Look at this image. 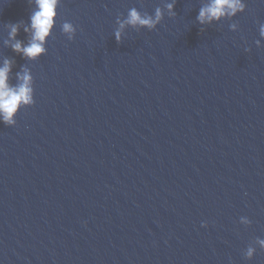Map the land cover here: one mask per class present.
I'll return each instance as SVG.
<instances>
[{
  "label": "water",
  "instance_id": "obj_1",
  "mask_svg": "<svg viewBox=\"0 0 264 264\" xmlns=\"http://www.w3.org/2000/svg\"><path fill=\"white\" fill-rule=\"evenodd\" d=\"M240 2L59 0L31 60L34 0H0V66L33 78L0 122V264H264V0Z\"/></svg>",
  "mask_w": 264,
  "mask_h": 264
},
{
  "label": "clouds",
  "instance_id": "obj_2",
  "mask_svg": "<svg viewBox=\"0 0 264 264\" xmlns=\"http://www.w3.org/2000/svg\"><path fill=\"white\" fill-rule=\"evenodd\" d=\"M34 2L37 10L30 17V28H25L26 32L31 33L29 43L23 45L21 41L16 40L11 45L16 53H20L31 60H36L46 52L44 45L54 28L59 0H34ZM167 8L171 11L174 8V4L169 3ZM242 9L243 5L240 0H210L207 6L200 9L197 20L200 24L210 23L225 15H234L238 10ZM161 18L162 12L159 8L156 9L155 19L150 16L142 17L133 9L124 24L147 26L152 29L155 28ZM124 24H121V28L124 27ZM63 31L65 33H73L75 29L72 24L66 22L63 24ZM17 33L18 26L12 24L9 38L15 40ZM261 36H264V27H261ZM115 39L120 42L121 34L119 31L115 33ZM11 64L10 60L5 59L3 65L0 66V122L5 125L15 124L14 116L21 105L33 103V78L30 71L25 68L22 73H18L17 77L20 82L16 86H12L9 83ZM201 226L207 227V222H203ZM261 243L264 244V241H261ZM249 255H251V250H249Z\"/></svg>",
  "mask_w": 264,
  "mask_h": 264
}]
</instances>
